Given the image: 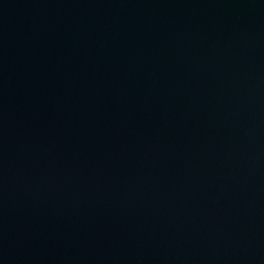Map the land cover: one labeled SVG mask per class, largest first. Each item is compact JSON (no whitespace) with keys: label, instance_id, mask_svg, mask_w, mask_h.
<instances>
[{"label":"water","instance_id":"1","mask_svg":"<svg viewBox=\"0 0 264 264\" xmlns=\"http://www.w3.org/2000/svg\"><path fill=\"white\" fill-rule=\"evenodd\" d=\"M0 264H264V0H0Z\"/></svg>","mask_w":264,"mask_h":264}]
</instances>
